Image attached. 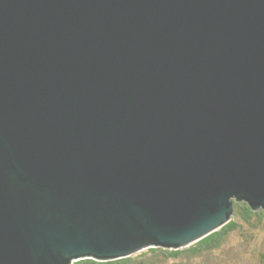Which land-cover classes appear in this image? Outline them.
<instances>
[{"label": "water", "instance_id": "95a60500", "mask_svg": "<svg viewBox=\"0 0 264 264\" xmlns=\"http://www.w3.org/2000/svg\"><path fill=\"white\" fill-rule=\"evenodd\" d=\"M264 210V0H0V264L187 248Z\"/></svg>", "mask_w": 264, "mask_h": 264}, {"label": "trees", "instance_id": "16d2710c", "mask_svg": "<svg viewBox=\"0 0 264 264\" xmlns=\"http://www.w3.org/2000/svg\"><path fill=\"white\" fill-rule=\"evenodd\" d=\"M237 220L249 223V227L260 228L264 223V211L262 209L252 210L245 201L234 200L233 219L205 237L194 242L187 248L183 249H166L161 247H150L134 255L119 258L115 260L100 261L94 258H81L75 260L72 264H172L180 260L181 256L189 258V254H208L218 251L223 245L225 238L235 229L241 227ZM264 261V255L262 256Z\"/></svg>", "mask_w": 264, "mask_h": 264}, {"label": "rangeland", "instance_id": "374dc122", "mask_svg": "<svg viewBox=\"0 0 264 264\" xmlns=\"http://www.w3.org/2000/svg\"><path fill=\"white\" fill-rule=\"evenodd\" d=\"M237 221L241 227L225 238L218 251L204 255L189 254V258L181 256L180 260L172 264H264V223L260 224V228H253L249 227V223Z\"/></svg>", "mask_w": 264, "mask_h": 264}]
</instances>
